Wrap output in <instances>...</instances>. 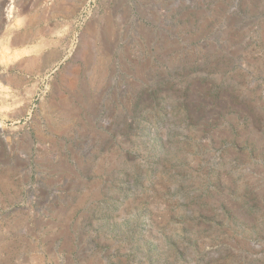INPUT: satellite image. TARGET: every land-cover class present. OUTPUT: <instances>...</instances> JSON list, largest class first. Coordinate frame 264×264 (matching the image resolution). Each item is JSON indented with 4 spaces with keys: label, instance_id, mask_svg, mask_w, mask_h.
Returning <instances> with one entry per match:
<instances>
[{
    "label": "rangeland",
    "instance_id": "rangeland-1",
    "mask_svg": "<svg viewBox=\"0 0 264 264\" xmlns=\"http://www.w3.org/2000/svg\"><path fill=\"white\" fill-rule=\"evenodd\" d=\"M0 264H264V0H0Z\"/></svg>",
    "mask_w": 264,
    "mask_h": 264
},
{
    "label": "bare ground",
    "instance_id": "bare-ground-1",
    "mask_svg": "<svg viewBox=\"0 0 264 264\" xmlns=\"http://www.w3.org/2000/svg\"><path fill=\"white\" fill-rule=\"evenodd\" d=\"M11 10H12V8L11 7H9L8 8V16L10 17L11 16V14H13V13H11ZM160 17V16H159ZM163 18V17H162ZM29 22H26L25 23V26H28L29 24H28ZM94 25V24H93ZM96 26V25H95ZM15 28V27H14ZM19 29V28H18ZM9 30V29H8ZM13 31V30H12ZM8 36V35H7ZM38 37H39V35L38 34H27V33H24V34H22L20 37H14L11 41H10V47H13V46H17V45H20V44H28V43H30V42H33V41H35V40H37L38 39ZM36 48V47H35ZM37 49V48H36ZM31 52H33L34 53V48H27V49H24V51H23V53L24 54H30ZM37 53V52H36ZM39 53V52H38Z\"/></svg>",
    "mask_w": 264,
    "mask_h": 264
}]
</instances>
